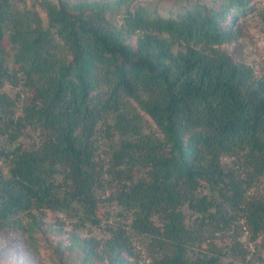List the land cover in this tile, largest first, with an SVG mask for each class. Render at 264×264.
Returning <instances> with one entry per match:
<instances>
[{"label":"trees","instance_id":"16d2710c","mask_svg":"<svg viewBox=\"0 0 264 264\" xmlns=\"http://www.w3.org/2000/svg\"><path fill=\"white\" fill-rule=\"evenodd\" d=\"M250 2L0 0V233L34 236L47 209L99 224L106 200L129 228L101 251L74 238L80 264H132L133 234L149 238V264H222L215 243L202 248L208 234L240 219L264 232V196L248 197L264 175V77L221 49ZM7 84L33 91L22 114ZM28 128L32 148L19 141Z\"/></svg>","mask_w":264,"mask_h":264},{"label":"rangeland","instance_id":"374dc122","mask_svg":"<svg viewBox=\"0 0 264 264\" xmlns=\"http://www.w3.org/2000/svg\"><path fill=\"white\" fill-rule=\"evenodd\" d=\"M158 3L161 10L172 6L177 0H141ZM211 2L212 0H203ZM33 0H25L31 6ZM43 17L45 14L41 11ZM264 0H251L250 8L242 13L235 26L237 37L221 46V49L232 54L235 59L249 65L256 76L264 77ZM231 18V17H230ZM229 18V19H230ZM46 20V18H45ZM230 21V20H228ZM135 43V38L132 39ZM6 49L11 50L7 45ZM17 98L16 111L22 114L23 106L27 103L33 91L24 84L12 86L7 84L4 88ZM149 128H156L152 120L145 115ZM39 130L28 128L19 139L24 148H32L40 141ZM100 148L97 158L105 168L110 166L109 140L103 136L101 129L98 134ZM223 162L227 167H235L234 157L225 156ZM106 178H111L106 174ZM117 183L107 186L101 192L104 198L110 197L117 189ZM264 196V175L259 176L248 190V197ZM188 222H192L197 214L184 208ZM99 224L86 223L79 225L76 220L66 213L58 210L47 209L41 218L40 226L30 236L29 230L25 233L5 231L0 233V264H59V257L70 256V261L80 264L77 252L69 250V244L74 238L92 244L96 250L101 251L105 241L111 236V229L119 226L129 228L131 216L116 201L106 200L97 212ZM26 217L23 222L27 223ZM209 235L202 248L213 242L224 253L222 264H264V232L254 237L249 231L244 219L235 222L229 229ZM134 256L132 264H149L150 248L149 238L144 235H131ZM107 264V263H100Z\"/></svg>","mask_w":264,"mask_h":264}]
</instances>
